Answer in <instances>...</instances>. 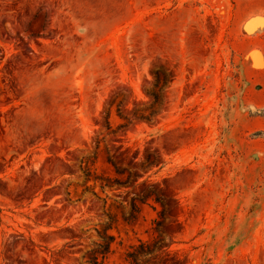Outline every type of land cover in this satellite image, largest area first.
Here are the masks:
<instances>
[{"label": "rangeland", "instance_id": "1", "mask_svg": "<svg viewBox=\"0 0 264 264\" xmlns=\"http://www.w3.org/2000/svg\"><path fill=\"white\" fill-rule=\"evenodd\" d=\"M0 137V264H264V0H0Z\"/></svg>", "mask_w": 264, "mask_h": 264}, {"label": "trees", "instance_id": "2", "mask_svg": "<svg viewBox=\"0 0 264 264\" xmlns=\"http://www.w3.org/2000/svg\"><path fill=\"white\" fill-rule=\"evenodd\" d=\"M149 244L145 242H139L138 245H134L130 247V250L126 253V259L130 262V264H137V259L139 254H145L149 252ZM108 243H105L104 245H98L97 253L101 255H105L108 251ZM94 264H101V262H98L97 257H95Z\"/></svg>", "mask_w": 264, "mask_h": 264}, {"label": "bare ground", "instance_id": "3", "mask_svg": "<svg viewBox=\"0 0 264 264\" xmlns=\"http://www.w3.org/2000/svg\"><path fill=\"white\" fill-rule=\"evenodd\" d=\"M41 125V124H40ZM64 129V128H63ZM14 131V129L10 130V133H12ZM76 132H74L75 134ZM80 133V132H79ZM70 137V136H69ZM1 138V137H0ZM73 145V144H72Z\"/></svg>", "mask_w": 264, "mask_h": 264}]
</instances>
